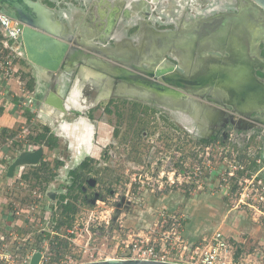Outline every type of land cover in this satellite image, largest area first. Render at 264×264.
I'll return each instance as SVG.
<instances>
[{"label":"rangeland","instance_id":"374dc122","mask_svg":"<svg viewBox=\"0 0 264 264\" xmlns=\"http://www.w3.org/2000/svg\"><path fill=\"white\" fill-rule=\"evenodd\" d=\"M40 1L70 33L73 48L55 73L37 71L23 47L13 72L0 71V95H11L10 110L24 119L13 137L27 129L23 142L35 143L30 136L42 133L54 144L44 146L38 166L26 167V179L14 175L0 188L7 196L4 209L21 220L18 233L14 221L0 222V232L8 230L4 234L13 241L10 249L23 237L26 251L47 249L42 264L102 260L121 254L138 234L161 233L168 216L176 215L185 237L220 229L241 249V264H264V125L258 121H264V101L247 95L249 105H258L240 115L233 109L238 95L218 78L204 77L202 68L210 58L242 54L262 65L255 68L264 82V11L251 0ZM179 10L184 16L178 20ZM222 16L231 19L229 36L245 27L238 45L220 36L223 27H204ZM203 28L210 41L194 37ZM253 38L259 43L250 47ZM129 65L169 69L170 79L178 74L192 83L157 91L125 79ZM52 89L63 99L64 118L42 102ZM84 119L90 135L80 125ZM82 161L87 168L81 170ZM73 168L82 171L83 188L70 190ZM258 179L262 188L253 184ZM38 188L39 198L33 194ZM68 200L76 206L72 215L61 213L60 203ZM65 256L71 261H62Z\"/></svg>","mask_w":264,"mask_h":264},{"label":"water","instance_id":"95a60500","mask_svg":"<svg viewBox=\"0 0 264 264\" xmlns=\"http://www.w3.org/2000/svg\"><path fill=\"white\" fill-rule=\"evenodd\" d=\"M256 4L258 8L264 11V0H251ZM0 8H2L7 14L14 17L19 23L18 27L20 29V40L22 42L23 52L26 59L34 66L45 70L47 72L55 73L59 71L64 64L67 62L68 58L71 57L72 51V37L70 33L68 34L63 28L64 26L60 24L58 20L53 18L54 12L45 6L40 0H0ZM257 14V13H255ZM254 14V15H255ZM253 18V17H252ZM54 23V26L51 24ZM112 24V23H111ZM224 29V28H223ZM109 30V28L105 29ZM240 28L237 29V34ZM248 31V30H247ZM235 33V32H234ZM194 34V33H193ZM237 34H232L229 42L235 46L238 45L239 39ZM224 33H220V36ZM239 35V34H238ZM251 35V34H250ZM246 36V30L243 32V37ZM102 39V38H98ZM256 45H258L259 40H256ZM250 46V39L247 43ZM250 46V47H255ZM230 53L228 57L218 58L216 61L220 62L221 70L218 73H207L204 69V77H207L210 81L213 78H218V81L222 83V70L229 66L235 64H242L246 68L247 81L245 84L238 87H226L229 90L234 91L238 95V102L233 109L240 112V115H247V109L256 108L249 105L247 102V95H254L259 99V101H264V82L256 74V66L262 67V65H256V60L253 62L248 61L246 56L242 54L239 57L231 58ZM207 58V57H206ZM205 58V59H206ZM239 58V59H237ZM206 60V62H208ZM133 67V68H132ZM227 71H231L227 69ZM169 69L157 68L156 70H147L142 68H137V66H130L123 71V77L127 79L130 83L144 86L154 90H161L168 85L181 86L184 87V82L192 83L191 81H186V79H181L178 74L173 79H170ZM167 83V84H164ZM44 97V98H43ZM43 104L53 107L55 109L64 110L63 99L52 89L47 95H43ZM230 106L233 107L232 102L228 101ZM244 103V104H243ZM246 104L249 105L246 108ZM261 106V105H260ZM259 107V106H258ZM246 110H245V109ZM210 112V111H209ZM264 125L263 120H258ZM44 154L43 146H39L35 150L30 151H19L16 156L8 163L5 174L7 177L12 178L14 176L15 170L18 166H35L39 164ZM92 184V183H91ZM55 193H50L51 198H54ZM41 258V252L35 251L30 259V264H39ZM78 264H185L170 261H156V260H146L139 258H106L102 260L87 261Z\"/></svg>","mask_w":264,"mask_h":264},{"label":"built area","instance_id":"2783aa9c","mask_svg":"<svg viewBox=\"0 0 264 264\" xmlns=\"http://www.w3.org/2000/svg\"><path fill=\"white\" fill-rule=\"evenodd\" d=\"M18 23L14 17L0 10V71L3 75L12 73L14 70L12 68L13 60L22 56V51H19V47H22V45L19 38L20 29ZM22 132H24V135L29 134L27 129H22ZM24 135L18 134L16 138L5 136L0 140L2 158L5 157L10 145L16 140L22 144L21 151L35 150L39 146H44L30 141L23 142ZM6 167L5 164L0 162V173H5ZM26 167L18 166L16 168L14 175L18 180H21V177L25 174ZM248 177H252V175L250 174ZM253 184L256 188H262L260 179ZM246 189L247 187L243 188L245 191ZM41 190V188L35 189L33 194L39 198L42 193ZM241 201L242 199L236 202L237 206ZM15 213H18V211L15 210ZM7 237L3 234L0 235V260L3 263L30 264V259L35 251L41 252L39 264L43 263L46 256V248L27 252L26 248H24V238L22 237L18 240L16 236L13 238L18 240V245H12V249H10L9 245L13 241L11 239V243H9ZM237 249L238 247L234 241L220 229H216L207 235H201L199 238L185 237L182 219L179 216L172 215L168 216L166 226L163 227L161 233H152L151 236L138 234L136 238L125 244L121 254L111 258H139L185 264H241V261L236 256ZM62 258H64L62 261L66 259L71 261L69 256Z\"/></svg>","mask_w":264,"mask_h":264},{"label":"crops","instance_id":"0c3cea01","mask_svg":"<svg viewBox=\"0 0 264 264\" xmlns=\"http://www.w3.org/2000/svg\"><path fill=\"white\" fill-rule=\"evenodd\" d=\"M181 12V13H180ZM180 14H182L181 16H180ZM65 16H67V14L65 13L64 14ZM182 16H184V14H183V10H179V18H178V20L180 19V17H182ZM64 19H67L66 17L64 18ZM205 23L206 24H203V25H205L204 27H206V28H208L209 27V25H213L214 23V26L216 27L215 29H218V27H223L222 29H223V31L221 32V33H224V35H222V37H229V38H231L232 37V34H237V32H235V33H232L230 36H229V32H228V30H231L232 29V23H231V19L230 18H227V17H220V20L219 19H217L216 21H213V22H206L205 21ZM211 23V24H210ZM245 23V22H244ZM209 24V25H208ZM240 25H242V24H240V22H239V26ZM244 26H245V24H244ZM215 29H212V30H215ZM244 30H245V27H244V29H242V27H240V31H239V33H241V32H244ZM214 32V31H213ZM238 33V34H239ZM237 34V38L240 40L242 37L240 36V35H238ZM230 40V39H229ZM150 44H151V42L148 44V46H150ZM22 61L24 60V58H22L21 59ZM25 62V61H24ZM31 66V65H30ZM36 67V66H35ZM36 70L37 71H39V72H41V69L40 68H38V67H36ZM41 74V73H40ZM34 78H37L36 77V75H32ZM41 76V75H40ZM38 77V80H40L41 79V77ZM35 81H36V79H34ZM11 88H12V90H14V91H18V87H19V85L15 82V80H11ZM5 92H7V91H5ZM1 93H3V92H1ZM0 97H1V99H0V134L1 133H3V131H4V129H5V131H6V133H7V135L6 136H10V137H13L14 135H16L17 133H18V127L19 126H21L22 125V123H23V118L21 117V114H20V112L18 111V112H16V111H14V110H10V106L12 105V103H10V102H12L13 100H12V97H11V95H0ZM41 109V108H40ZM45 109H48V107H46ZM47 112H50V113H52V114H55V117L57 116V117H60V118H64L65 116H66V113H67V111H65V110H60V111H56V110H54L53 108H49L48 110H47ZM57 112V113H56ZM41 114H39V116H40ZM43 115V114H42ZM46 116H47V114H46ZM82 118V117H81ZM61 121V120H60ZM25 122V121H24ZM81 123H80V125H83L84 127H85V129H86V134H88L89 132H88V129H87V122L85 121V119L84 120H82V121H80ZM63 126V129L64 130H66L67 129V125L65 124V125H62ZM89 135H90V133H89ZM89 140V139H88ZM17 143H18V141L16 140L15 142H13V144L12 145H10V147H9V150H8V152H7V154L5 155V157L4 158H2L3 157V155L2 154H0V161L3 163V164H5L6 166H7V164H8V161H11V159H13L15 156H16V154L20 151V149H18L19 148V143H18V146L17 147H15V145H17ZM44 147V146H43ZM45 148V147H44ZM58 163H61V162H58ZM39 165V164H38ZM38 165H36V166H38ZM28 167V166H27ZM74 169V168H73ZM72 169V170H73ZM71 170V171H72ZM26 174V173H25ZM15 177L13 176L12 178H9V177H7L6 176V174L5 173H0V188H4L5 186L4 185H9L10 183L9 182H11V181H13V179H14ZM71 186V185H70ZM70 186H69V188H70ZM6 198H7V196H4L3 198H2V194H0V222L2 223L3 221H5V222H7L8 220H11V221H14V224L16 223L17 224V226L15 227L16 228V233H18L19 232V224H20V222H21V220L19 219V220H16V218L14 217V215H13V213H12V211H11V216H9V214H10V211L9 210H7V208H5L4 209V207H6ZM5 203V204H4ZM2 204H4V205H2ZM9 207H11V205H9ZM16 220V221H15ZM14 226V225H13ZM15 231V230H14ZM212 232V231H211ZM4 233H8V230H6V231H4V232H0V235H5ZM14 233V232H13ZM201 235H194V236H192L191 238H199ZM24 248H26L25 247V245H24ZM32 250V249H31ZM31 250H28L27 252H29V251H31Z\"/></svg>","mask_w":264,"mask_h":264},{"label":"bare ground","instance_id":"6f19581e","mask_svg":"<svg viewBox=\"0 0 264 264\" xmlns=\"http://www.w3.org/2000/svg\"><path fill=\"white\" fill-rule=\"evenodd\" d=\"M116 10V9H115ZM101 14H102V16L105 14V13H102V10H101ZM105 19V18H104ZM106 20V19H105ZM220 20V19H219ZM216 21V20H215ZM105 22V21H104ZM113 22H114V19H113V16H112V18L110 19V21L108 22L109 24H113ZM213 22V21H212ZM208 23V22H207ZM107 25L108 27L107 28H109L110 27V25ZM205 24V23H204ZM211 24V23H210ZM215 24V23H214ZM214 24L213 25H209V27H208V29L211 31L212 29H214V28H216L215 26H214ZM260 24V23H259ZM52 26H54V23L53 24H51ZM246 25H247V22H246ZM105 26H106V24H105ZM248 26V28H249V30L251 29V33L253 34V35H255V34H258V28L257 27H251V25H247ZM206 28V27H205ZM247 28V29H248ZM241 34H243V32H241V33H239V35H241ZM194 37H200L201 39H207L208 41H210V39H208V38H210L211 36H209V35H206V32H205V30H204V28L203 29H200L198 32H194ZM183 38V37H182ZM177 39V41H178V43H180V41H179V39L178 38H176ZM184 40V39H183ZM186 40V39H185ZM184 40V41H185ZM256 39L255 38H253L252 39V42H253V44L255 43L254 41H255ZM200 41V40H199ZM187 43H188V45H190L191 46V43H190V39H188L187 40ZM152 45V44H151ZM256 45V44H255ZM193 46V45H192ZM152 48V47H151ZM150 53V52H149ZM215 59V58H210V62L208 61V63H207V73H210V72H212V73H218L220 70H221V65H220V62H218V61H216V59L213 61V60ZM227 69H229V70H231V71H227ZM223 72H222V83H221V85H223V86H225L226 85V87H229V88H231V87H238V86H240V85H243V84H245L246 83V81H247V77H246V75H245V73H246V68H245V66H243L242 64H235V65H232V66H229V67H227L226 69H224V70H222ZM229 90V89H228ZM173 93H175V92H173ZM177 93V92H176ZM202 105V104H201ZM204 109L205 110H209V107H207L206 105H204Z\"/></svg>","mask_w":264,"mask_h":264},{"label":"trees","instance_id":"16d2710c","mask_svg":"<svg viewBox=\"0 0 264 264\" xmlns=\"http://www.w3.org/2000/svg\"><path fill=\"white\" fill-rule=\"evenodd\" d=\"M6 135H7V133H6L5 129H4L3 133H1L0 136L3 137V136H6ZM216 137H218V135H215V136H212V137L210 136V138H207L206 140L207 141L215 140ZM30 138L37 144H41V145H44V146H50V147L54 146V144L50 141L51 139L46 137L45 134L38 133L36 136H32V137L30 136ZM80 167L81 168H86V162L83 161L81 163ZM41 168H42L41 166L37 167L35 169V173H36V171L41 170ZM71 173H72V182L70 184L71 185L70 186V190H74V189L79 188V187L81 188L82 184H83V179H84V177L82 175L83 173L79 172L77 169L72 170ZM27 177H28L27 174H23V176H22V178H24V179H26ZM85 180H87V178ZM64 196L65 195H62V198H64ZM60 207H61V213L65 214V215H72L76 211V206L73 203V201H69L68 200V201H66L64 203L61 202L60 203ZM63 221L64 220L61 219L59 221L58 225L56 226V228H58L59 225L62 224ZM240 251H241V249L238 248L237 251H236V256L240 253Z\"/></svg>","mask_w":264,"mask_h":264},{"label":"flooded vegetation","instance_id":"af4514ba","mask_svg":"<svg viewBox=\"0 0 264 264\" xmlns=\"http://www.w3.org/2000/svg\"><path fill=\"white\" fill-rule=\"evenodd\" d=\"M227 90H228V89H227ZM82 162H83V161H82ZM82 162H80L79 167H80V165H81ZM86 168H87V167H86ZM75 169H76V168H74L73 170H75ZM82 169H83V168H81V170H82ZM84 169H85V168H84ZM77 170H78V169H77ZM78 171L82 173V171H80V170H78ZM70 172H71V171H70ZM82 175H83V174H82ZM71 178H72V173H71ZM86 181H87V183H89V182H88V179H87ZM82 188H83V187H82Z\"/></svg>","mask_w":264,"mask_h":264}]
</instances>
